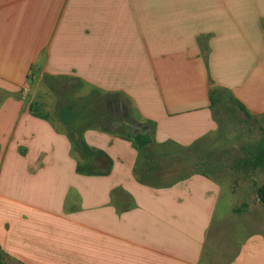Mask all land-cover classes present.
I'll return each instance as SVG.
<instances>
[{
    "label": "crops",
    "instance_id": "0c3cea01",
    "mask_svg": "<svg viewBox=\"0 0 264 264\" xmlns=\"http://www.w3.org/2000/svg\"><path fill=\"white\" fill-rule=\"evenodd\" d=\"M212 92L264 119V0H0V257L264 264L261 169L145 168L222 134Z\"/></svg>",
    "mask_w": 264,
    "mask_h": 264
},
{
    "label": "rangeland",
    "instance_id": "374dc122",
    "mask_svg": "<svg viewBox=\"0 0 264 264\" xmlns=\"http://www.w3.org/2000/svg\"><path fill=\"white\" fill-rule=\"evenodd\" d=\"M220 95L222 99L216 104L215 113L219 115L220 124L224 129L222 134L188 149L166 146L147 150L149 157H147L145 168L150 173L149 177L155 178L159 184L166 185L193 172L203 170L216 177L220 183L228 178L234 180L232 183L236 186L243 184L238 176L243 178L247 172L244 171L242 164L237 163V160L247 158L258 143L264 141V119L246 117L224 93ZM104 109L102 105L96 108L102 115ZM120 117L124 121L122 114ZM229 201L234 205L240 199L234 197ZM0 264L16 263L1 256Z\"/></svg>",
    "mask_w": 264,
    "mask_h": 264
},
{
    "label": "trees",
    "instance_id": "16d2710c",
    "mask_svg": "<svg viewBox=\"0 0 264 264\" xmlns=\"http://www.w3.org/2000/svg\"><path fill=\"white\" fill-rule=\"evenodd\" d=\"M210 101L213 105L219 102L215 99V92L210 93ZM238 108L245 115H248L243 107L239 106ZM135 140L139 148H143L150 142L149 139L141 136L136 137ZM244 159L245 161L241 163L243 167L250 169L257 168L264 172V141L259 142L256 148L248 154L247 158L244 157ZM256 195L259 198V202L264 206V183L257 189Z\"/></svg>",
    "mask_w": 264,
    "mask_h": 264
},
{
    "label": "built area",
    "instance_id": "2783aa9c",
    "mask_svg": "<svg viewBox=\"0 0 264 264\" xmlns=\"http://www.w3.org/2000/svg\"><path fill=\"white\" fill-rule=\"evenodd\" d=\"M21 94L23 97H26L27 94H28V86L27 85H24L21 89Z\"/></svg>",
    "mask_w": 264,
    "mask_h": 264
},
{
    "label": "water",
    "instance_id": "95a60500",
    "mask_svg": "<svg viewBox=\"0 0 264 264\" xmlns=\"http://www.w3.org/2000/svg\"><path fill=\"white\" fill-rule=\"evenodd\" d=\"M258 200H259V198H258Z\"/></svg>",
    "mask_w": 264,
    "mask_h": 264
}]
</instances>
